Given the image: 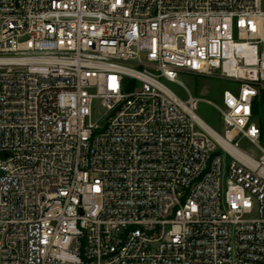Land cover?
I'll list each match as a JSON object with an SVG mask.
<instances>
[{"label": "built area", "instance_id": "obj_1", "mask_svg": "<svg viewBox=\"0 0 264 264\" xmlns=\"http://www.w3.org/2000/svg\"><path fill=\"white\" fill-rule=\"evenodd\" d=\"M262 90V0H0V264H264Z\"/></svg>", "mask_w": 264, "mask_h": 264}, {"label": "rangeland", "instance_id": "obj_2", "mask_svg": "<svg viewBox=\"0 0 264 264\" xmlns=\"http://www.w3.org/2000/svg\"><path fill=\"white\" fill-rule=\"evenodd\" d=\"M262 3L264 7V0H262ZM164 83L182 101H186L189 98V93L191 96L199 99L198 107L195 111L196 114L217 133L223 135L224 124L218 108L222 107L223 92H237L239 88L238 83L217 77V75H198L187 71H182L178 74L177 83H170L167 81H164ZM260 96L261 93L257 99L258 101ZM102 112L103 110L100 108V102L96 101L92 113L93 123L100 126L103 125ZM261 122L264 123L263 105H259V113L255 117V123L257 125H260ZM259 145L264 148L263 130L261 131V142ZM238 146L240 150L255 158H258L262 153L257 146L251 144L246 139H241ZM218 154L221 155L222 152L219 151ZM224 162L226 166L229 165L230 160L228 157H224Z\"/></svg>", "mask_w": 264, "mask_h": 264}, {"label": "trees", "instance_id": "obj_3", "mask_svg": "<svg viewBox=\"0 0 264 264\" xmlns=\"http://www.w3.org/2000/svg\"><path fill=\"white\" fill-rule=\"evenodd\" d=\"M259 105H263L264 106V90L261 91V96H260V99L259 101L257 100L255 103H254V106H253V113H254V116L256 117L259 113ZM260 127H261V131L263 130L264 131V123L261 122L260 123Z\"/></svg>", "mask_w": 264, "mask_h": 264}]
</instances>
